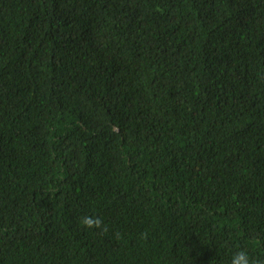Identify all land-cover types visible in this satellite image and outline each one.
Segmentation results:
<instances>
[{"label": "trees", "instance_id": "obj_1", "mask_svg": "<svg viewBox=\"0 0 264 264\" xmlns=\"http://www.w3.org/2000/svg\"><path fill=\"white\" fill-rule=\"evenodd\" d=\"M241 250L264 264V0H0V264Z\"/></svg>", "mask_w": 264, "mask_h": 264}, {"label": "clouds", "instance_id": "obj_2", "mask_svg": "<svg viewBox=\"0 0 264 264\" xmlns=\"http://www.w3.org/2000/svg\"><path fill=\"white\" fill-rule=\"evenodd\" d=\"M82 225L89 229H101L102 231H107L106 226L103 225V222L96 217L86 216L81 220ZM231 264H253L250 260L246 251H238L233 257Z\"/></svg>", "mask_w": 264, "mask_h": 264}]
</instances>
